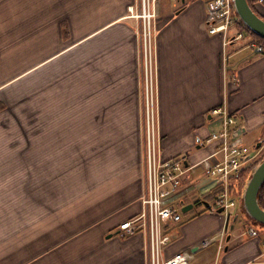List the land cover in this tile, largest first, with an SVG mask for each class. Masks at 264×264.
<instances>
[{
	"label": "crops",
	"instance_id": "1",
	"mask_svg": "<svg viewBox=\"0 0 264 264\" xmlns=\"http://www.w3.org/2000/svg\"><path fill=\"white\" fill-rule=\"evenodd\" d=\"M162 1L160 19L156 21L154 55L159 104L156 115L161 120L163 156L186 154L190 164L203 159L210 150L204 141L219 125L211 110L220 106L237 116L245 135H261L264 53H257L241 42L225 44L221 32H208L204 24V0H180L177 4ZM137 3L138 0H128L123 5L129 8ZM124 10L95 32L71 26L68 16L73 14L65 10V17L57 23V40L64 42L61 47L55 49L52 28L46 36V41L52 37L46 52L45 36L41 33L32 49H20L12 52V56L0 57V264H147L146 235L128 234L119 229L121 222L135 218L143 209L144 154L142 163L136 165L129 189L123 186L116 189L118 192H97L87 198L79 213L69 206L72 212L67 215L72 217L54 220L55 177L44 174L54 162L27 158L29 137L23 123L24 117L34 116L33 125L43 113L40 107L31 108L26 101L22 104V114L15 110L16 89L21 81L39 75L55 60V99L58 93H62L60 97L69 94L59 104H74L72 108L65 105L62 109L55 105V120H58L55 143L61 140L59 135L56 138L57 126H73L77 120L88 125L96 120L99 122L95 126H104L114 117L107 115L110 105L128 98L137 117L136 125L138 119L140 147V42L133 24L129 23V9ZM21 12L20 4L13 6L11 0H0V36L12 35L11 16L17 18ZM24 22L26 15L21 35ZM45 54L48 56L44 57ZM93 113L97 115L92 117ZM90 132L91 129L86 134ZM95 133L99 135L100 131ZM123 133L116 131L112 135ZM97 180L95 177V185L84 191L85 197L97 189ZM112 182L119 183L120 179L116 177ZM95 200L98 202L91 205ZM188 200L193 207L183 211L180 222L169 226L173 239L164 250L166 256L197 246L190 254L193 264H264V235L253 236L245 228L244 217L249 226L253 225L242 206H237L239 211L230 217L229 212L217 211L211 193L193 192ZM205 200L211 206H206ZM44 214L51 218L46 221ZM222 232L225 234L221 238ZM110 233L113 235L107 237ZM209 236H215L216 240L203 244Z\"/></svg>",
	"mask_w": 264,
	"mask_h": 264
},
{
	"label": "rangeland",
	"instance_id": "2",
	"mask_svg": "<svg viewBox=\"0 0 264 264\" xmlns=\"http://www.w3.org/2000/svg\"><path fill=\"white\" fill-rule=\"evenodd\" d=\"M126 1L128 0H11L13 6L16 4H20L22 6V12L18 14L17 18L11 16L12 35L8 36L7 34L5 36H0V40H2L0 43V57L3 58L4 56H12V52H16L20 49H32V45H35V40H37L36 37H38L39 41V34L41 33H44L45 36V40L43 39V42L46 52L50 46L47 42L49 39H52V37H49L46 41V36L52 28L53 32L55 29V49L61 47V44L64 42L60 39L57 40V23L62 16H64L63 13L65 10H70L73 14L72 16H68L71 26H78L81 30H87L90 28L93 32H95L105 21L120 15L122 10L126 11L124 9H129L131 19L125 20H129V23L133 24L136 32L141 31L140 21L136 19V17L132 16L137 13V6L132 8L133 5H131L128 8V6L123 5ZM162 2L164 4H177L178 0H163ZM255 7L264 17V11L262 10L264 8V4L257 1ZM131 9H133V12ZM25 15L26 22L23 24V34L21 35V24L25 19ZM159 16L158 10L156 21ZM6 25H8L7 20ZM65 31L66 28L63 32ZM237 31H239L237 26H231L225 34L221 33L223 34V37H229L230 34H235ZM242 33L244 35L241 38L237 37L235 41L241 42V44L243 43L247 46L249 45V47L253 48L250 44L256 40L252 38V35H248L246 31H242ZM153 36L156 40V28ZM138 37L140 42L138 66L141 85L140 147L138 145L137 133L138 119L136 125L137 117L135 118L134 116L128 98L110 105L106 112L108 116L114 115V117L109 118L107 120L108 123L104 126H95L94 123L96 124L99 122L96 120H93L92 125L84 123L81 124L82 120H77V123L73 126H57L56 130L59 133L56 138L59 135V139L61 140H58V142L55 143V121H58L55 120V105H58L59 109H62L66 104L60 105L59 101L65 100L69 96V94H63L64 96L60 97L62 93H58L55 99V60L47 65L39 75L31 76L33 77L32 79L22 80L16 89L18 97L15 101L17 103L15 110L17 112L22 114L21 110L24 108V105L22 104L26 101L29 107L35 109L40 107V111L43 113V116H40L41 119L39 122H36L33 125L34 116L24 117L23 123L25 124L27 135L29 137L28 140L30 149L27 158L30 159V157H33L32 159H37L36 162H54L53 166L49 168L50 171L48 172L45 170L44 172V174H50V176L55 177L54 220L58 217L68 216L67 214L72 212H69L70 207H74V209L78 211L77 213H79L82 207L85 206L84 204L87 198L94 196L97 192L109 193L123 186L124 188L129 189L128 187H131L132 185H130V181H132V177L136 171V165L138 164L139 166L142 163L143 154L144 163L147 162V160L145 162V158L148 153L146 150V138L149 127L150 129L154 128L156 133L155 143L159 144L162 148V136L160 132L161 120L157 117V115H155V118L148 117L147 115L148 109L151 113L152 107L154 108L155 114H157V107L159 105L157 102L156 87L157 64L152 65V74L150 70H148L147 73L145 67L146 56L144 55L145 52L142 48V39L140 34H138ZM227 49L228 46H226L225 52H227ZM47 56L48 54L44 55V57ZM151 81L154 83H151ZM97 94L98 93L95 95ZM73 105V103H70L66 106H70L72 108ZM95 106L96 104L93 102L92 107ZM58 107L56 109H58ZM227 110L229 109L227 108ZM95 111L98 112L96 109ZM45 112H48V117L45 116ZM96 115V113H93L92 117ZM237 121L241 124L238 118ZM90 129V134H86ZM42 131L43 134L40 135ZM96 131H100L99 135L95 133ZM116 131H124V133L123 135H112V133ZM61 133L64 134L60 136ZM85 134L86 136H84ZM242 141L247 146L253 148L255 152L259 154L264 152V147L260 150L254 148L257 146L258 142L256 137L252 136L250 133H246V135L244 134ZM33 144H35L34 150H32L34 146ZM95 177L98 178L96 182L97 189L91 190V193L85 197L84 191L90 187V185H95L93 184ZM116 177L120 179L119 183L112 182ZM243 177H245V171L241 174L239 180L235 184L239 183V185H242L243 182H245ZM90 180L92 181L90 182ZM262 187H264V185ZM116 191L112 192V194L118 192ZM236 198L238 199L237 196ZM96 202H98V200H95V202L91 205ZM76 205L81 206L75 207ZM84 209L85 208H83V210ZM229 210L232 213H237L239 211L237 205L230 207ZM232 213H230V217L233 216ZM72 216L73 215H69L67 218ZM44 217L45 220L51 218V216L46 214H44ZM244 219L246 225L245 228H248V221H246L245 217ZM251 224L258 230L259 236L264 235L263 224L258 222H251ZM147 247L148 237L146 235V248ZM146 263L148 264L147 255Z\"/></svg>",
	"mask_w": 264,
	"mask_h": 264
},
{
	"label": "built area",
	"instance_id": "3",
	"mask_svg": "<svg viewBox=\"0 0 264 264\" xmlns=\"http://www.w3.org/2000/svg\"><path fill=\"white\" fill-rule=\"evenodd\" d=\"M159 2L160 0H138L137 13L132 15L141 23V31L137 33L142 39L147 73L150 70L151 74L152 65H155L156 40L153 34ZM258 2L264 4V0ZM205 6L204 24L208 32L225 34L229 27L236 26L232 0H205ZM131 11L133 12V9ZM243 35L242 31H237L229 37L225 36V44ZM250 45L255 52L264 53L263 43L253 41ZM211 114L216 117L218 128L210 132L204 141L210 147L208 154L193 164L187 162L186 154L164 157L161 146L155 143L154 128H148L146 186L141 196L143 209L135 218L123 221L119 225V229L128 234L142 232L147 235L148 247L145 251L148 264H193L187 251H179L171 256L164 253L173 238L168 232L169 226L181 221L183 207L189 203L188 196L191 193L199 192L202 195L211 193L214 197L213 204L216 207H223L225 213H232L230 207L241 205L240 195L232 191L231 184L234 183L237 188L235 183L244 171L246 173L254 166L257 152L242 141L245 131L234 113L225 106H220L213 108ZM147 115L155 118L153 107L151 113L148 109ZM248 231L253 236L259 235L254 226H249ZM224 234L222 232L221 238ZM215 240V236H209L202 243L209 244Z\"/></svg>",
	"mask_w": 264,
	"mask_h": 264
},
{
	"label": "water",
	"instance_id": "4",
	"mask_svg": "<svg viewBox=\"0 0 264 264\" xmlns=\"http://www.w3.org/2000/svg\"><path fill=\"white\" fill-rule=\"evenodd\" d=\"M184 1V0H183ZM233 9L237 16L256 34L264 38V17L257 12L255 4L252 6L248 0H232ZM264 185V157L254 165L248 177L245 180L241 193V206L248 218L254 219L256 222L264 225V208L260 205L258 195L261 187ZM206 206H210V202L203 201ZM193 203H188L183 207V211H187L193 207ZM223 207L217 208L218 212H223ZM237 218V215H235ZM113 233L107 235L111 237ZM197 246L187 251L192 254L197 250ZM227 249V248H226Z\"/></svg>",
	"mask_w": 264,
	"mask_h": 264
},
{
	"label": "trees",
	"instance_id": "5",
	"mask_svg": "<svg viewBox=\"0 0 264 264\" xmlns=\"http://www.w3.org/2000/svg\"><path fill=\"white\" fill-rule=\"evenodd\" d=\"M249 3L254 6V3L257 2L258 0H248ZM235 15H236V26L238 27V30L239 31H246V33L249 35H252V38L260 43H263L264 44V38L259 36L258 34H256L254 31H252L250 28H248V26L246 24L243 23V21L237 16L236 12L234 11ZM264 156H260L259 158H257L255 161H254V164L253 165H256ZM249 172L250 170H248L246 173H245V177L244 178V181L246 180V178L248 177L249 175ZM245 182H243L244 184ZM243 184L242 185H239V183L237 184V188L234 186V183L231 184V188H232V191H236V193H238L240 196H241V193H242V188H243ZM239 185V186H238ZM264 187H262L259 191V195H258V199H259V203L260 205L264 208ZM252 222H256L254 219H251Z\"/></svg>",
	"mask_w": 264,
	"mask_h": 264
},
{
	"label": "flooded vegetation",
	"instance_id": "6",
	"mask_svg": "<svg viewBox=\"0 0 264 264\" xmlns=\"http://www.w3.org/2000/svg\"><path fill=\"white\" fill-rule=\"evenodd\" d=\"M256 140L258 143H257V146H255L254 148H256L257 150L258 149L260 150L262 147H264V132L261 133V135L257 136ZM262 154L264 155V152ZM262 154L257 153L256 159L259 158Z\"/></svg>",
	"mask_w": 264,
	"mask_h": 264
},
{
	"label": "bare ground",
	"instance_id": "7",
	"mask_svg": "<svg viewBox=\"0 0 264 264\" xmlns=\"http://www.w3.org/2000/svg\"><path fill=\"white\" fill-rule=\"evenodd\" d=\"M242 127H243V126H242ZM244 131H245V130H244ZM240 206H241V205H240ZM240 206H239V207H240Z\"/></svg>",
	"mask_w": 264,
	"mask_h": 264
}]
</instances>
